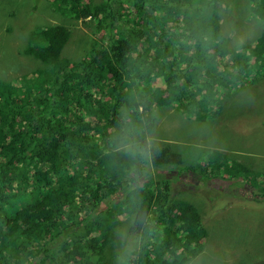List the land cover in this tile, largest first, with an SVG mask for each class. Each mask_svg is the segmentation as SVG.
Wrapping results in <instances>:
<instances>
[{
  "label": "trees",
  "instance_id": "trees-1",
  "mask_svg": "<svg viewBox=\"0 0 264 264\" xmlns=\"http://www.w3.org/2000/svg\"><path fill=\"white\" fill-rule=\"evenodd\" d=\"M222 1L49 2L48 12L87 20L90 33L78 53L67 46L69 54L68 27L28 31L19 54L33 66L15 82L0 78V264H106L103 250L112 246L115 229L124 232V223L138 233L140 247L121 260L186 262L188 248L200 239V217L171 196L162 167L173 155L177 165L182 161L169 148L148 147L153 124L144 123L156 105L206 108L219 101H209L216 87L234 84L226 65L212 70L230 51L219 19ZM236 3L264 22V0ZM4 18L0 14V25ZM249 52L264 57V23ZM236 54L238 60L248 56ZM5 56L14 66L22 61L13 52ZM195 77L207 91L200 100L199 88L187 94ZM153 80L164 85L163 91L154 88L155 100L134 96L141 82L150 90ZM218 107L211 112L218 114ZM185 169L179 172L191 170ZM241 169L245 176L248 169ZM145 170L152 171L154 186L139 179ZM248 190L264 199V190ZM161 237L162 246L154 240ZM178 248L185 252L175 255Z\"/></svg>",
  "mask_w": 264,
  "mask_h": 264
},
{
  "label": "rangeland",
  "instance_id": "rangeland-1",
  "mask_svg": "<svg viewBox=\"0 0 264 264\" xmlns=\"http://www.w3.org/2000/svg\"><path fill=\"white\" fill-rule=\"evenodd\" d=\"M50 1L0 0V14L5 17L0 25L1 79L15 82L33 66L32 61L19 52L25 50V34L44 25L68 27L71 35L66 47L74 53L82 50L90 33L88 21L69 20L48 12ZM243 6L246 5L236 0L220 3V24L223 36L230 40L226 47L230 51L212 64L214 72L226 65V70L233 73L229 81L233 80L234 84L229 82L226 87H216L219 93L210 96L209 101L213 98L219 101H212L206 108L175 109V102L156 105L152 119L144 123V126L153 124L147 133L148 147L169 148L178 154L182 164L177 165L173 155L170 163L162 167V174L172 184L171 196L176 197L175 201L191 204L201 221L198 243L193 242L188 248L187 262L180 260L177 264H264V199H255V191L248 190L254 187L259 194L264 190V57L256 59L249 52L264 22L258 21L259 16L248 13ZM37 10L42 13L35 14ZM133 16L128 17L130 27ZM68 47L67 53L74 54ZM7 51L20 57L19 65L9 63L5 56ZM239 52L248 56L238 60L236 53ZM201 82L195 77L192 85H187V94L199 88L200 100L207 92ZM139 86L142 89L134 92L136 98L146 96L155 100L151 97L154 88L164 90V85L154 80L150 90L143 82ZM218 106L221 111L212 113ZM183 167L191 168L192 178L179 175ZM243 167L248 169L245 176ZM166 171L172 172V176H166ZM151 172L145 170L143 178L150 179L154 186V179L148 177ZM123 226L126 227L124 232L115 229L112 246L103 250L106 264H128L129 258L121 260L119 255L140 247L138 233L129 232L125 223ZM154 240L162 246L163 237ZM183 250L178 248L175 255H182Z\"/></svg>",
  "mask_w": 264,
  "mask_h": 264
},
{
  "label": "clouds",
  "instance_id": "clouds-1",
  "mask_svg": "<svg viewBox=\"0 0 264 264\" xmlns=\"http://www.w3.org/2000/svg\"><path fill=\"white\" fill-rule=\"evenodd\" d=\"M52 1H53V0H52ZM255 58H256V57H255ZM124 147H125L124 144H119V145H118V148H124ZM174 169H176V167L173 168V170H174ZM183 169H185V167H183ZM185 170H186V169H185ZM187 171H188L189 173H192V172H190V170H187ZM174 173L176 174V171H175V170H174ZM179 173H180V172H179ZM179 175H183V174L180 173ZM140 176H141V177H139V179L145 181V179L143 178L144 176L141 175V174H140ZM183 176H184V175H183ZM184 177H185V176H184ZM185 178H186V177H185ZM186 179H187V178H186ZM171 185H172V184L169 182L170 190H171ZM250 187H251V186H250ZM253 188H254V187H253ZM117 193H120V192L117 191ZM117 193H116V194H117ZM186 262H187V261H186Z\"/></svg>",
  "mask_w": 264,
  "mask_h": 264
},
{
  "label": "bare ground",
  "instance_id": "bare-ground-1",
  "mask_svg": "<svg viewBox=\"0 0 264 264\" xmlns=\"http://www.w3.org/2000/svg\"><path fill=\"white\" fill-rule=\"evenodd\" d=\"M182 174H183L187 179L192 178V174L189 173V172H187L186 174L182 172ZM258 220H259V219H258ZM238 233H239V232H238ZM238 233H237V234H238Z\"/></svg>",
  "mask_w": 264,
  "mask_h": 264
}]
</instances>
